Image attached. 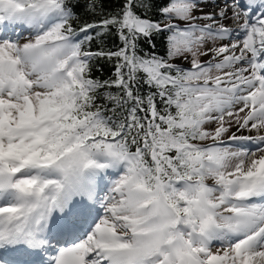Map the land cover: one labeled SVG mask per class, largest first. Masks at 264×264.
I'll return each mask as SVG.
<instances>
[{"label": "snow or ice", "instance_id": "obj_1", "mask_svg": "<svg viewBox=\"0 0 264 264\" xmlns=\"http://www.w3.org/2000/svg\"><path fill=\"white\" fill-rule=\"evenodd\" d=\"M0 264H264V0H0Z\"/></svg>", "mask_w": 264, "mask_h": 264}]
</instances>
